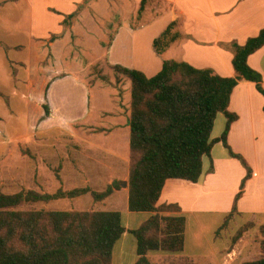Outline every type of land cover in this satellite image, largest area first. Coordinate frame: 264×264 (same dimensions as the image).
<instances>
[{
	"label": "crops",
	"instance_id": "crops-1",
	"mask_svg": "<svg viewBox=\"0 0 264 264\" xmlns=\"http://www.w3.org/2000/svg\"><path fill=\"white\" fill-rule=\"evenodd\" d=\"M152 1L148 0L144 14L135 24L141 0H0V147L9 149L14 142L32 141L34 147L44 149L48 162L55 161L57 152L64 156L57 166L44 164L49 182L43 190L38 187L37 192L55 194L54 188L68 191L78 187L96 191L103 185L101 172L115 169L113 166L118 163L126 170L117 180L129 182L132 83L123 75L118 83L110 65L138 68L135 43L139 29L155 20H166V28L178 22L176 30L182 38L163 54L154 48L161 56L158 69H162L164 60L175 59L232 77L234 55L223 44L244 45L264 28V0H160L164 7ZM73 13L70 24L64 25L66 16ZM248 62L261 73L264 86V46L249 56ZM97 64L109 76L110 83L97 79L91 85L92 68ZM229 109L239 119L231 126L228 142L253 168L238 209L262 213L264 95L254 82H240ZM215 146L220 149L218 153L215 147L212 150L214 172H207L210 161L205 158V174L200 183L167 180L158 204L181 206L187 218L185 249L178 254L151 252L148 258L152 264H158L157 258L174 257L189 258L195 264L200 256L208 254L202 239L206 233L202 214L230 213L246 169L238 159L229 157L221 142ZM69 157L73 161L78 158L80 163H67ZM82 159L90 165L84 166ZM93 166L95 169H91ZM112 177L107 181L109 185L116 179ZM120 194L125 195L127 204L129 188L112 193ZM77 198L59 199L72 200L67 210H97ZM188 234L198 253L188 250ZM124 248L119 250L118 262L114 252L113 264L123 263Z\"/></svg>",
	"mask_w": 264,
	"mask_h": 264
},
{
	"label": "trees",
	"instance_id": "trees-1",
	"mask_svg": "<svg viewBox=\"0 0 264 264\" xmlns=\"http://www.w3.org/2000/svg\"><path fill=\"white\" fill-rule=\"evenodd\" d=\"M147 4L148 0H141L138 22ZM74 16L75 13L67 15L63 24L69 25ZM177 25V21L170 23L154 40L157 53L163 54L182 38L176 30ZM223 46L234 55L235 76H221L211 68H197L175 59L164 60L162 69L152 77L121 64L110 65L118 83L121 75L132 83L129 209L152 214L138 229L129 230L120 211L19 209L25 204L47 203L91 192L96 200H102L115 189L122 188L118 182L104 192L78 187L55 194L33 190L1 193L0 264H113L115 247L126 233L133 234L137 242L138 260L135 264H152L148 258L151 252H183L187 218L178 203L159 205V199L169 179L200 183L205 174V158L210 161L207 172H214L212 150L220 142L228 150L229 157L238 159L246 169L232 209L222 225L229 217L240 215L238 204L247 182L253 177V168L246 157L235 152L228 142L231 126L239 119L229 106L233 91L240 82H254L264 95L263 77L248 62L249 56L264 46V28L244 45L231 42ZM97 69L101 74L91 79V85L97 79L110 83L100 64L92 68ZM44 108L50 114L49 107L45 105ZM218 114H224L227 123L223 134L213 139ZM247 230L248 225L242 227L234 242ZM242 264H264V258Z\"/></svg>",
	"mask_w": 264,
	"mask_h": 264
},
{
	"label": "rangeland",
	"instance_id": "rangeland-1",
	"mask_svg": "<svg viewBox=\"0 0 264 264\" xmlns=\"http://www.w3.org/2000/svg\"><path fill=\"white\" fill-rule=\"evenodd\" d=\"M155 2V3H154ZM158 2V3H156ZM152 3L164 7L165 4L160 0H153ZM83 5V4H82ZM133 23H138L135 19ZM132 23V24H133ZM134 25V24H133ZM166 20H155L149 25L138 30V37L135 43L136 50V63L138 70L141 69L147 74L148 77L155 76L160 69L156 66L161 61V56H158L154 52L153 41L164 31L166 28ZM112 36V33H111ZM150 51L154 53L150 54ZM102 71V70H101ZM91 79L99 77L101 72L99 69L93 70ZM227 119L224 114H218L214 129L212 132V138L220 137L226 128ZM1 128V126H0ZM4 131V130H3ZM0 134H3L0 132ZM31 142H20L19 144L13 143L9 149L0 147V194L7 193L13 194L18 192H27L30 190L38 191V187L43 190L46 187L45 184L49 182V174L44 171V164L53 163L57 166L59 162H62L63 155H59L58 152L55 156V161L48 162L45 160L46 153L43 148L34 147ZM216 145V144H215ZM9 146V145H8ZM215 147V153H218L220 148ZM49 152V151H47ZM55 152V151H52ZM75 161V160H74ZM73 158L69 157L67 163H74ZM80 163L77 158L75 163ZM84 166L87 164L86 160L81 161ZM81 163V165H82ZM49 165V164H48ZM115 169H108V171H102L101 174L104 177L102 187H99L96 192H104L110 188L116 181L120 183L122 180H117L125 173V167L123 164H115ZM95 169V167H91ZM97 173V172H93ZM40 175V177L38 176ZM114 177L112 185H109L110 177ZM112 177V178H113ZM110 182V181H109ZM94 185V183H93ZM97 186V185H95ZM93 189V188H92ZM93 191V190H92ZM40 192V191H39ZM53 192L59 191L54 188ZM91 194V195H90ZM84 197L83 195H81ZM79 196L76 200L79 202H86L85 206H92L97 210H114L120 211L123 217L124 225L134 229H138L143 220L149 216V212H132L129 209V198L127 204L125 203V195H109L104 199H95L92 192L82 198ZM70 199H57L53 200L50 204L46 202H38L25 204L21 206L20 210H67L70 209ZM112 204L114 207H112ZM226 213L222 212H207L202 214L204 226H206V233L203 234L204 252H207L206 256L198 258L195 264H242L245 261H253L264 258V212L256 213L245 210L240 215L231 216L227 219L225 225H222L225 221ZM223 227H222V226ZM249 227V230L244 232L243 236L234 242L238 231L244 227ZM187 245L189 251L196 250V243L193 241L192 236L188 234ZM124 248V261L122 264H135L138 260L137 255V242L133 234H126L117 244L115 248V261L118 262L120 248ZM203 252V251H199ZM210 257H209V256ZM156 261V259H153ZM158 264H194L189 258H157ZM118 264V263H116Z\"/></svg>",
	"mask_w": 264,
	"mask_h": 264
},
{
	"label": "water",
	"instance_id": "water-1",
	"mask_svg": "<svg viewBox=\"0 0 264 264\" xmlns=\"http://www.w3.org/2000/svg\"><path fill=\"white\" fill-rule=\"evenodd\" d=\"M119 184H120L121 187H123V188H128V187H129V182L126 181V180H122V181H120Z\"/></svg>",
	"mask_w": 264,
	"mask_h": 264
}]
</instances>
